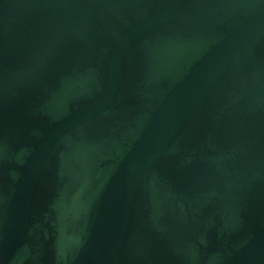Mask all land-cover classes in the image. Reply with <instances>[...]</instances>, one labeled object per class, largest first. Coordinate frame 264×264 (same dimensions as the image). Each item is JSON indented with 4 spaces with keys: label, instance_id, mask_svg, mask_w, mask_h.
<instances>
[{
    "label": "water",
    "instance_id": "water-1",
    "mask_svg": "<svg viewBox=\"0 0 264 264\" xmlns=\"http://www.w3.org/2000/svg\"><path fill=\"white\" fill-rule=\"evenodd\" d=\"M0 264H264V0H0Z\"/></svg>",
    "mask_w": 264,
    "mask_h": 264
}]
</instances>
